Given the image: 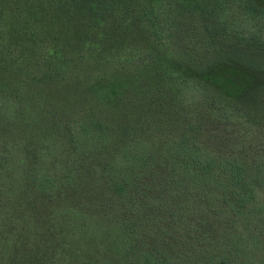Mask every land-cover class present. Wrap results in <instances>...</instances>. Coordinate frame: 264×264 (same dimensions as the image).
<instances>
[{
	"label": "trees",
	"instance_id": "1",
	"mask_svg": "<svg viewBox=\"0 0 264 264\" xmlns=\"http://www.w3.org/2000/svg\"><path fill=\"white\" fill-rule=\"evenodd\" d=\"M262 34L258 0H0V264H264Z\"/></svg>",
	"mask_w": 264,
	"mask_h": 264
},
{
	"label": "rangeland",
	"instance_id": "2",
	"mask_svg": "<svg viewBox=\"0 0 264 264\" xmlns=\"http://www.w3.org/2000/svg\"><path fill=\"white\" fill-rule=\"evenodd\" d=\"M258 3L264 7V0H258ZM261 40L264 41V34L261 35ZM261 62L263 64L262 80L255 83V90L249 88V91L253 90L250 92V97L255 100L256 103L252 102L253 100L249 97L248 105H245L246 107L242 108L239 112L236 111L234 113V116L241 120V136L240 139L234 141H236V143H244L250 147V154H247L254 160L264 158V57H262ZM258 84H260L261 87L259 86L256 88ZM262 233L264 237V231Z\"/></svg>",
	"mask_w": 264,
	"mask_h": 264
}]
</instances>
